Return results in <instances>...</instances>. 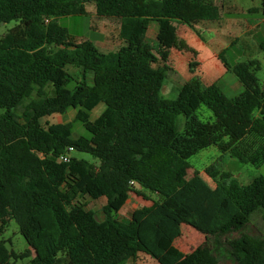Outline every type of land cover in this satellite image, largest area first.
<instances>
[{
	"label": "trees",
	"instance_id": "16d2710c",
	"mask_svg": "<svg viewBox=\"0 0 264 264\" xmlns=\"http://www.w3.org/2000/svg\"><path fill=\"white\" fill-rule=\"evenodd\" d=\"M87 2L98 15L120 19L119 48L103 51L90 39L70 38L58 23L86 13ZM219 18L215 0H0V25L15 22L0 34V234L15 220L29 245L15 251L0 238V264L25 257L31 264H125L139 253L159 264H219L217 247L233 264H264V235L243 231L264 216V175L242 183L214 161L204 168L212 186L199 170L190 176L188 162L215 145L242 163H264L261 61L230 63L229 47L220 51L244 86L237 95L198 76L175 97L162 95L171 49L195 53L178 38V23ZM259 47L264 51V39ZM100 102L106 107L89 135L73 138L72 122L46 119L81 105L75 119L85 123ZM202 105L211 119L198 114ZM178 114L186 117L182 129ZM70 146L96 160H59ZM132 192L151 202L120 219ZM85 195L106 198L102 219L80 200ZM182 224L214 240L184 253L174 244Z\"/></svg>",
	"mask_w": 264,
	"mask_h": 264
},
{
	"label": "rangeland",
	"instance_id": "374dc122",
	"mask_svg": "<svg viewBox=\"0 0 264 264\" xmlns=\"http://www.w3.org/2000/svg\"><path fill=\"white\" fill-rule=\"evenodd\" d=\"M241 5L245 7L246 17H252L255 18L258 14L256 11H253V6H262V0H239ZM87 12L86 13H79V14H70V15H63L58 17V23L62 26H64L67 29V32L69 34L70 38H73L75 40H82V39H90L94 42V44L103 51L108 50H115L117 48H111L117 45V38H119V32L118 31V23L120 22L119 18L117 17H111V16H100L96 13V7L94 2H87L86 3ZM15 24L14 21L4 24L1 23L0 25V34H3L7 29L12 27ZM153 29L157 30V22L152 21L150 23V31L148 34V39L153 41L155 35L153 33ZM101 30H105V43H101L100 41L104 38L103 34L101 33ZM108 44V46H107ZM179 48L175 47L173 51V60L170 62V66L172 69L168 72V78L166 79L163 88H162V95L165 97H175L177 95V87L178 85H182V83L187 79L188 77V71L186 69L181 70L179 73L177 72V67L180 68L181 62L178 61L179 56ZM182 51H187L184 49H180ZM239 52L238 47L234 46L232 47L228 52L227 56L229 57V60L231 62L234 60V52ZM242 51V49H241ZM242 53V52H240ZM190 62H198L197 54L194 52H190ZM241 61H245L250 58H257L261 61V68L256 71V74L259 78V81L261 85L264 86V51L261 53H258L254 55L253 57H247L241 56ZM188 63V64H189ZM194 65V63H193ZM183 69V68H180ZM69 70L73 74H77V71L74 67H69ZM75 85V81H70L66 86L72 88ZM224 90V89H223ZM225 93L231 97L234 95H237L239 92H234L230 90H224ZM106 104L104 102L98 103L93 109L89 111V120L84 123L82 120H76L75 116L79 109L82 108L81 105L75 106L71 105L69 106L64 113H59L54 116H50L48 120L50 122H72L73 128H72V137L76 138L79 135H89V130H93V120L99 116L103 110L105 109ZM1 111V110H0ZM198 114L203 119H211L213 117L212 111L205 105H202L199 110ZM186 117L183 114H178L176 123L179 129H182L185 123ZM71 156H76L79 158H85L89 161H95L96 159L88 152L86 151H78L73 150L70 152ZM216 162L221 169L230 170L234 176L242 183L249 182L254 176L263 174L264 175V163L256 167L250 163H242L236 158L230 157L227 153H222L219 148L215 145L209 146L207 148H204L200 150L197 154L191 156L188 158V162L190 164L189 168V175H192L195 170H199L201 175L205 178V180L210 184L214 185V181L210 176L205 173L204 168L209 165L212 162ZM148 194L153 195L154 197H157V194L155 192H149L146 191ZM81 201H83L88 208H92L96 212V216L98 219H102L104 217V213L102 211V206L106 202L105 197H101L98 199H94L88 195H85L80 198ZM151 200L146 199L142 195H133L131 200L127 203L125 207L119 212L118 217L120 219H128L130 216L131 210L134 206H139L141 204H148ZM258 219H253V221L245 228L243 231L246 233L251 234L254 231V225L258 222ZM194 229L190 228V225L184 224L182 225V236L183 238L181 241L188 242L191 240L190 247H195V245H199L200 243L206 241L203 240V237L205 234L196 231V235L198 238H195L193 236ZM239 233L235 232L232 234H229L228 236L236 237ZM252 235V234H251ZM3 238L7 239V246L9 248L14 249L15 251H24L29 247L25 237L21 234L19 231L18 224L15 220H11L10 223L5 228L3 235ZM199 240V241H198ZM210 241H213V237L210 236ZM183 241V242H184ZM197 243V244H196ZM224 248L225 247H217L216 252L220 259V264H228L227 259L224 257ZM148 260L146 264H158L155 259H153L150 255H145ZM17 264H31L29 257L20 258L17 260Z\"/></svg>",
	"mask_w": 264,
	"mask_h": 264
},
{
	"label": "crops",
	"instance_id": "0c3cea01",
	"mask_svg": "<svg viewBox=\"0 0 264 264\" xmlns=\"http://www.w3.org/2000/svg\"><path fill=\"white\" fill-rule=\"evenodd\" d=\"M215 2L220 6V18L218 20H203L195 24L194 27L186 23H178V38L185 40L192 48L195 49V53L197 54V58L199 61L194 62V65L191 66L189 63L191 57L189 55L191 51H182L179 49V56L177 57L178 61L181 62L180 68L183 69H180L179 67H177L176 69L178 73L184 69L188 71V77L187 79H185V81L192 76H198L205 84L216 82L224 90L240 92L244 88L243 84L239 81L236 75L227 68L223 60L220 58L219 53L224 48L229 47L230 50L232 47L236 46L238 47L239 52H234L235 61L233 62H237L241 61L242 54L243 56H246L245 58H247L253 57L254 55L262 52L259 47V42L264 39V0H262V6L255 5L252 7L253 11H256V13L258 14L253 19L252 17L249 18L245 16L246 9L241 5L239 0H215ZM119 28L120 22L118 23L117 34L119 32ZM101 33L103 34L104 38L100 42L103 44L105 43L104 39L106 38L105 30H101ZM153 33L155 35L156 29H153ZM121 44L122 41L120 40V38H117V45L111 48H119ZM174 48L175 47L171 49L169 63L171 62V60H173ZM225 56L230 63H233L229 60L227 53L225 54ZM178 86L180 87L181 85ZM57 114L59 113H54L51 116ZM133 195L137 194L132 192L123 207L127 205ZM151 196L153 198H156L153 195ZM123 207L121 208V210L123 209ZM136 207L138 206H134L131 212ZM255 218L258 219V222L254 225V231L251 234L255 236L264 235V216H256ZM190 228L194 229L195 232H189H193V236L195 238H198V236L195 234L198 230H196L192 226H190ZM2 235L3 234H0V238H2ZM181 237L183 238L182 233L175 239L174 244L184 253L191 252L196 247V245L195 247L191 248V240L189 242L188 240L187 242L183 240V242L181 241V239H179ZM209 238L210 235L205 234L203 240H209ZM223 253L224 257L228 261V264H233V261L228 255V251L225 248ZM145 255L148 254L139 253L135 259L133 257H130L126 259L124 263L146 264L148 258Z\"/></svg>",
	"mask_w": 264,
	"mask_h": 264
},
{
	"label": "built area",
	"instance_id": "2783aa9c",
	"mask_svg": "<svg viewBox=\"0 0 264 264\" xmlns=\"http://www.w3.org/2000/svg\"><path fill=\"white\" fill-rule=\"evenodd\" d=\"M73 150H74V147L70 146L66 153H63V154L60 155L59 160H61V161H69L70 157H71L70 152L73 151Z\"/></svg>",
	"mask_w": 264,
	"mask_h": 264
}]
</instances>
